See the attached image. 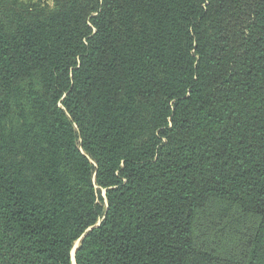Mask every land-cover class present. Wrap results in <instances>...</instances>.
<instances>
[{"label":"trees","instance_id":"16d2710c","mask_svg":"<svg viewBox=\"0 0 264 264\" xmlns=\"http://www.w3.org/2000/svg\"><path fill=\"white\" fill-rule=\"evenodd\" d=\"M81 238L76 264H264V0H0V264Z\"/></svg>","mask_w":264,"mask_h":264},{"label":"rangeland","instance_id":"374dc122","mask_svg":"<svg viewBox=\"0 0 264 264\" xmlns=\"http://www.w3.org/2000/svg\"><path fill=\"white\" fill-rule=\"evenodd\" d=\"M20 1H22V2H24V3H36V4L43 5V6H50V7H53V6H54V0H20ZM101 196H103V198H105V202H100L101 205L104 207V211H105V212L103 213V216H102V218H101V220L99 221V224H98L97 226H99V225L102 223V221H103L104 218H105L106 212H107L106 190H102V191H101ZM89 230H92V228L89 229ZM81 242H82V238L79 239V240L75 243V245H74V247H73V249H72L73 264H76L75 256H76V253H77L78 248H79L80 245H81Z\"/></svg>","mask_w":264,"mask_h":264}]
</instances>
